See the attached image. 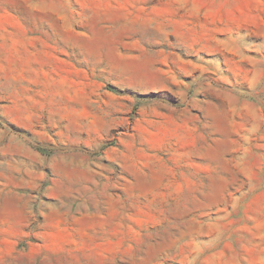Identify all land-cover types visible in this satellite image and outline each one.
<instances>
[{
    "label": "rangeland",
    "instance_id": "rangeland-1",
    "mask_svg": "<svg viewBox=\"0 0 264 264\" xmlns=\"http://www.w3.org/2000/svg\"><path fill=\"white\" fill-rule=\"evenodd\" d=\"M0 264H264V0H0Z\"/></svg>",
    "mask_w": 264,
    "mask_h": 264
}]
</instances>
